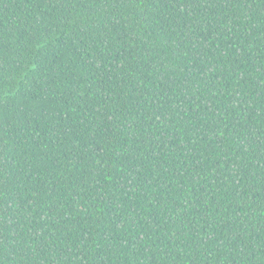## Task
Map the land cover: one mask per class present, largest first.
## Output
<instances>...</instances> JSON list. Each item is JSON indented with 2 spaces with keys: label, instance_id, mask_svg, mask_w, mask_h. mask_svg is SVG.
<instances>
[{
  "label": "trees",
  "instance_id": "16d2710c",
  "mask_svg": "<svg viewBox=\"0 0 264 264\" xmlns=\"http://www.w3.org/2000/svg\"><path fill=\"white\" fill-rule=\"evenodd\" d=\"M0 264H264V0H0Z\"/></svg>",
  "mask_w": 264,
  "mask_h": 264
}]
</instances>
